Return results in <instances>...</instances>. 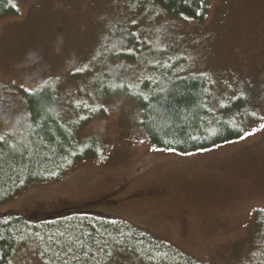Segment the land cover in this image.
Returning a JSON list of instances; mask_svg holds the SVG:
<instances>
[{"label":"rangeland","instance_id":"374dc122","mask_svg":"<svg viewBox=\"0 0 264 264\" xmlns=\"http://www.w3.org/2000/svg\"><path fill=\"white\" fill-rule=\"evenodd\" d=\"M10 2L14 13L0 17V134L26 126L25 94L49 83L66 121L92 118L77 128L79 143L98 146L58 180L1 204L0 218L101 215L200 263L264 264V0H206L202 21L177 20L153 0ZM164 61L204 76L213 105L242 98L238 139L190 154L148 142L139 107L117 92L154 80ZM134 259L118 253L112 264H144ZM12 264L38 263L21 248Z\"/></svg>","mask_w":264,"mask_h":264},{"label":"trees","instance_id":"16d2710c","mask_svg":"<svg viewBox=\"0 0 264 264\" xmlns=\"http://www.w3.org/2000/svg\"><path fill=\"white\" fill-rule=\"evenodd\" d=\"M153 1L177 20L202 21L207 12L206 0ZM13 13L10 0H0V17ZM164 62L156 67L160 74L154 80L144 79L136 90L124 87L117 92L139 107L148 142L159 150L190 154L238 139L246 121L237 114L243 107L242 98L213 105L204 76L178 74L174 69L178 61ZM56 103L49 83L26 93V126L18 134H0V205L32 185L58 180L77 162L97 154V138L89 137L80 144L77 137V128L92 118L75 125L62 117ZM32 221L15 213L0 218V264H12L21 248L31 252L38 264L44 249L50 255L44 256L51 258L49 264H112L116 254L127 252L144 264H206L134 226L101 215L76 213ZM50 248L63 250L55 256Z\"/></svg>","mask_w":264,"mask_h":264},{"label":"snow or ice","instance_id":"6c2138e0","mask_svg":"<svg viewBox=\"0 0 264 264\" xmlns=\"http://www.w3.org/2000/svg\"><path fill=\"white\" fill-rule=\"evenodd\" d=\"M169 150H171V149H169Z\"/></svg>","mask_w":264,"mask_h":264},{"label":"flooded vegetation","instance_id":"af4514ba","mask_svg":"<svg viewBox=\"0 0 264 264\" xmlns=\"http://www.w3.org/2000/svg\"><path fill=\"white\" fill-rule=\"evenodd\" d=\"M129 198V197H128Z\"/></svg>","mask_w":264,"mask_h":264}]
</instances>
